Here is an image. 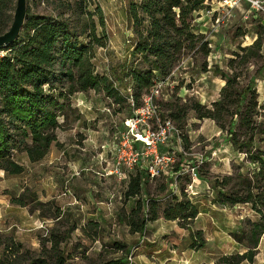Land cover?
<instances>
[{"label":"rangeland","instance_id":"1","mask_svg":"<svg viewBox=\"0 0 264 264\" xmlns=\"http://www.w3.org/2000/svg\"><path fill=\"white\" fill-rule=\"evenodd\" d=\"M15 1L7 11L9 18L5 25L0 16V33L9 27ZM94 1L102 8L108 42L106 47L96 49L92 63L96 72L107 75L127 99L116 101L93 90L75 92L65 101L59 99L65 106L57 118L60 124L55 129L57 141L50 144L46 155L30 162L25 152L12 151L13 158L24 167L23 172L18 175L0 172V181L4 182L0 194L7 195L5 199L9 198L14 205L11 208L21 210V213L12 212L3 217L0 237L12 236L38 252L41 237L48 236L51 230L66 232L68 237L60 244L67 257L66 264H104L117 258L124 264H218L222 255L245 252V242L239 243L235 236L241 230L247 231L248 223L256 221L259 215L249 203L223 205L215 201L218 190L242 193L241 180L253 179L259 169L258 163L250 161L245 152L237 150L230 142L229 127L242 135L237 116L231 123L227 117L221 129L210 118H196L190 109L180 121L171 119L169 114L174 109L187 108L193 100L211 108L225 83L221 74H233L238 76L240 88L250 84L255 89V120L259 129L264 128V17L243 8L224 9L218 0H205V6L193 13V22L195 31L208 41L209 54H184L168 76L155 77L160 89L154 99L157 107L144 116L142 99L138 106L131 104L133 88L127 75L129 67L137 62L131 53L135 34L129 4L139 0ZM26 6L33 12L53 11L51 0H26ZM256 39L261 42L259 55L249 56L251 50L244 48ZM6 51L7 46L0 47V55ZM64 86L66 84L62 83ZM60 87L58 85V89ZM128 119L133 122L130 126L126 125ZM167 119L176 131L169 132L166 143L159 146L158 151L170 149L174 153L173 168L178 167L180 175L176 180L173 176L150 180L141 173L140 194L126 197L129 178L138 169L116 167V143L122 134L134 128L135 122L134 131H156L158 122ZM252 146L264 152V132L256 134ZM148 162L149 158H145L141 164L146 166ZM224 176L232 179L228 185L220 187L218 182L220 184ZM162 183L166 186L163 192L159 190ZM17 196L26 202L25 206L12 202ZM174 196L187 198L196 206L198 214L193 220L179 222L162 216ZM149 198L155 200L160 216L147 221L142 232H132L127 217L138 199L146 216ZM37 201L42 204L38 205ZM22 211L26 213L21 219ZM54 213H58L57 218L51 216ZM12 219L21 222L6 231L5 225ZM80 228H84V233ZM196 230H201L205 241L200 249L191 248ZM195 236L197 244L198 235ZM263 256L264 234L259 239L253 262L243 260L239 264H263Z\"/></svg>","mask_w":264,"mask_h":264},{"label":"trees","instance_id":"2","mask_svg":"<svg viewBox=\"0 0 264 264\" xmlns=\"http://www.w3.org/2000/svg\"><path fill=\"white\" fill-rule=\"evenodd\" d=\"M51 1L52 12H33L26 6L27 13L16 39L4 45L7 51L0 55V170L7 175H18L24 170L13 158L12 151H23L30 162H35L46 155L52 142L57 141L55 129L60 126L57 118L62 115L61 110L65 106V102L59 99L65 101L75 92L88 90L103 92L116 101L127 99V96H121L107 75L96 72L92 63L96 49L106 47L108 42L100 4L94 0ZM12 2L0 0V16L4 25ZM90 4L92 8L88 7ZM204 6L205 0L130 2L128 13L135 34L131 53L137 62L129 67L127 75L133 88L130 97L136 106L155 85V77L168 76L184 54H209L208 41L203 39L202 33L195 31L193 22V13ZM244 49L251 50L249 56L259 55L261 42L256 39ZM221 75L225 83L220 89L219 99L212 103L211 108L193 100L187 108L171 111L169 117L180 121L190 109L195 112L196 118H210L224 129L227 117H230L231 123L237 116V126L242 135L229 127L230 142L234 148L245 152L250 161L258 163L259 169L253 179L244 177L241 180L244 184L242 193L239 190H218L215 201L223 205L249 203L259 215L256 221L248 223L247 231L241 230L235 236L239 243L245 242L247 250L222 255L217 261L218 264H239L243 260L253 262L259 239L264 234V152L252 146L256 134L264 132V128L259 129L255 120L257 99L253 86L247 84L240 88L237 75ZM62 83L66 84L65 88ZM58 85L61 86L59 89ZM53 91H58L57 95ZM262 109L264 116V103ZM136 170L124 192L128 198L140 194L143 184L141 173L149 178L143 168ZM231 179L224 176L220 184L216 182L223 187ZM165 189V183H162L159 190L163 192ZM182 196H185L184 192ZM173 199L162 211L166 220L191 221L197 216L198 210L189 199L175 196ZM148 201L146 216H143V205L139 199L131 209L127 224L132 232H142L147 221H154L160 216L155 200L149 198ZM12 202L26 205L21 196L12 198ZM37 204L42 202L37 201ZM51 216L57 218L58 213ZM81 231L84 233V228ZM201 233V230L193 232L191 248L204 246ZM195 235L199 239L197 244ZM67 237L66 232L62 234L51 230L48 236L40 238L38 252L25 247L12 236L0 237V264H66L67 257L60 244ZM118 247L123 249L121 244ZM104 264L124 263L117 258Z\"/></svg>","mask_w":264,"mask_h":264},{"label":"built area","instance_id":"3","mask_svg":"<svg viewBox=\"0 0 264 264\" xmlns=\"http://www.w3.org/2000/svg\"><path fill=\"white\" fill-rule=\"evenodd\" d=\"M218 3L224 9L243 8L247 12L264 17V0H218ZM159 91V84H155L143 96L141 109L146 110L144 116H146V113L151 114V111L153 112V109L157 107L154 104V99L159 94ZM130 101L133 105L132 98ZM138 120L136 119L135 121ZM135 124L136 122L134 123V128ZM158 124L159 129L156 131L149 129L134 131L133 128L131 131L121 135V140L116 143L114 148V160L117 168L121 166L128 169L143 167L150 179L160 176H173L175 179L180 175L179 168L177 167V170L173 168L175 163L174 153L170 149L158 151V147L164 146L166 143L169 132L173 133L176 129L169 119L158 122ZM145 158H149V162L146 166H142L141 162ZM192 171L195 177L194 168H192ZM169 181H172V179Z\"/></svg>","mask_w":264,"mask_h":264},{"label":"water","instance_id":"4","mask_svg":"<svg viewBox=\"0 0 264 264\" xmlns=\"http://www.w3.org/2000/svg\"><path fill=\"white\" fill-rule=\"evenodd\" d=\"M26 13V0H16L12 21L9 27L0 33V46L7 45L16 39L23 25Z\"/></svg>","mask_w":264,"mask_h":264},{"label":"crops","instance_id":"5","mask_svg":"<svg viewBox=\"0 0 264 264\" xmlns=\"http://www.w3.org/2000/svg\"><path fill=\"white\" fill-rule=\"evenodd\" d=\"M103 166V165H102ZM0 172H2L3 173V171L2 170H0ZM4 187V182L1 180L0 181V189H2ZM5 196H7V195H2V194H0V201H2V204H0V228L1 227H3L4 226V218L3 217H5L7 214H9V213H21V210H18V208H11L12 206H14L13 204H11L9 201H8V199L9 198H7V199H5ZM8 202V203H7ZM17 207V206H16ZM20 208H22V207H20ZM20 211V212H19ZM23 213H26V212H23L22 211V215L20 214V218L22 219L24 216H23ZM11 216H9V218H10ZM19 222H21V221H16V220H13L12 219V222L11 223H9L8 225H5V228H6V231H9L10 229H11V226L12 225H17V224H19ZM1 254H2V246L0 245V256H1Z\"/></svg>","mask_w":264,"mask_h":264},{"label":"bare ground","instance_id":"6","mask_svg":"<svg viewBox=\"0 0 264 264\" xmlns=\"http://www.w3.org/2000/svg\"><path fill=\"white\" fill-rule=\"evenodd\" d=\"M132 123H133L132 120L128 119L126 124L130 126V125H132Z\"/></svg>","mask_w":264,"mask_h":264}]
</instances>
